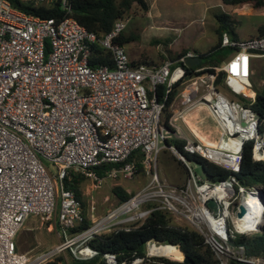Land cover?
Here are the masks:
<instances>
[{
  "label": "built area",
  "instance_id": "obj_1",
  "mask_svg": "<svg viewBox=\"0 0 264 264\" xmlns=\"http://www.w3.org/2000/svg\"><path fill=\"white\" fill-rule=\"evenodd\" d=\"M56 1L69 10L65 0H32L49 5ZM126 19H114L96 38L70 15L59 20L41 17L0 0V264H41L64 250L78 259L89 258L95 253L86 244L90 237L128 228L153 210L198 232L216 264H264V253H246L241 243L232 241L237 234L260 233L264 225V208L257 198L264 196V188L242 184L232 173L238 170L245 140H251L252 157L264 159V117L259 129L256 113L240 99H253L250 78L256 67L264 83V33L235 37L222 30L219 45L232 52L211 66L213 71L202 65L194 67L200 72L187 75L184 58L198 56L192 49L173 60L165 56L158 63L130 64L115 40ZM95 40L109 50L111 65L88 63ZM220 70L224 76L216 84ZM175 82L179 85L169 103L166 127L154 87L164 84L167 92ZM195 106L207 111L214 136L200 131L197 116L191 121L195 127L188 126ZM166 137L182 140L185 152L230 172L222 179H206L169 144L185 166V177L180 184L167 182L155 167ZM136 160L149 172L147 181L84 228L70 232L82 214L73 191L63 183L68 172H78L98 186L105 178L133 176ZM101 162L110 166L99 176L94 166ZM240 205L243 212L238 215ZM30 214L41 222L52 220L61 240L36 253L17 251L14 235ZM159 243L164 242L147 240L144 255L128 261L105 253L104 264L154 262L166 257L153 248Z\"/></svg>",
  "mask_w": 264,
  "mask_h": 264
},
{
  "label": "trees",
  "instance_id": "obj_2",
  "mask_svg": "<svg viewBox=\"0 0 264 264\" xmlns=\"http://www.w3.org/2000/svg\"><path fill=\"white\" fill-rule=\"evenodd\" d=\"M11 5L17 7L27 13H32L41 17H53L61 19L66 15L72 16L79 24L85 27L86 30L92 31L96 38L107 32L114 19L119 17H127L129 14H144L148 8L146 0H65L64 5L68 7V11L63 8L59 1L52 4H45L43 2L33 3L32 0H9ZM221 4L229 6H237L243 3H249L252 7L257 8L264 5V0H220ZM217 24L213 27L215 35V43L208 47L205 51H197L201 58L199 63L194 66L183 65L187 75L197 74L201 70H194V67L205 65L203 70L213 71L211 66L216 65L219 60L207 58L210 53L219 49L220 33L222 30L227 31L231 36L236 37L233 27V20L229 14L220 12L215 14ZM257 33L263 34L264 25H259L256 28ZM133 38L132 35H124L120 32L115 40L123 44L125 41ZM155 42H158L156 39ZM185 49L170 54L168 58L173 60ZM206 57V59L202 58ZM130 64H138L137 61L128 57ZM142 63L149 64V61L141 59ZM90 65L107 64L111 65L112 59L107 48L102 47L97 40L90 43V55L88 57ZM259 77L261 73H258ZM224 76L223 71H217L215 75V83L222 81ZM179 82L171 85L170 89L165 92L164 84L158 83L154 87L155 99L162 103L161 118L166 127H169L168 117L171 114L169 103L178 89ZM254 96L251 100H246L240 97L243 105L249 106L257 115L258 128H261V119L264 117V83L258 86L253 85ZM172 144L184 157L199 165L201 174L209 180H218L224 178L230 170L225 169L219 165L205 160L199 155L185 152L182 147V140L166 137L164 138V148ZM171 156L181 169L185 172V166L175 157ZM139 157V156H138ZM110 166L109 162H101L94 166L97 175L101 176L104 171ZM141 168L139 162L136 160V170ZM237 180L242 184H259L264 188V159H255L251 154V140L243 141L240 150V161L238 170L232 172ZM85 176L82 174L69 171L68 175L63 178V183L67 188H70L76 200L80 205L82 214L81 222L69 229L70 232L78 231L84 228L90 222L82 211L83 200L81 197L80 184ZM180 184V183H176ZM112 193L116 196L117 202L125 200L132 192L125 191L121 186L114 185L111 188ZM155 240L164 242L165 245H176L179 250L186 256L189 262L183 260L169 259L166 257H157L154 262L144 261L143 264H216V259L210 248L203 243L201 235L192 228L185 225L176 224L171 216L161 210H153L145 216L138 223L131 224L128 228H116L94 234L90 237L86 244L92 248L95 253L85 259H78L69 254L65 258V264H104L105 253H112L117 261L130 260L137 256L144 255V244L147 240ZM233 243H241L244 246L246 253L249 254H263L264 253V225L260 233L254 234H237L232 240ZM69 253V252H68ZM64 261L62 254H57L41 264H60ZM230 264H242L234 263Z\"/></svg>",
  "mask_w": 264,
  "mask_h": 264
},
{
  "label": "rangeland",
  "instance_id": "obj_3",
  "mask_svg": "<svg viewBox=\"0 0 264 264\" xmlns=\"http://www.w3.org/2000/svg\"><path fill=\"white\" fill-rule=\"evenodd\" d=\"M152 1L154 6L151 5V11L148 15H145V13L129 14L121 31L124 35H132L133 38L125 41L123 46L127 56L138 63H142L141 59L149 61L148 63H158L165 56H168L167 51L174 54L180 51L182 47H194L205 51L215 43L213 27L218 23L215 17L216 13L229 14L233 20L234 31L239 37L253 35L257 33V26L264 25V5L257 8L252 7L249 3L229 6L221 4L220 0ZM204 5H207V8ZM155 39L158 42H155ZM230 52H232V48L221 46L210 53L207 58L218 61ZM202 58L206 59V57ZM259 72L260 69L256 67L251 74L252 87L253 85H260ZM219 89L224 90L222 86H219ZM189 113V121H194L195 116L201 120V132L210 136L215 133L214 123L203 106H195ZM182 128L184 132L187 131L184 124H182ZM171 154L173 153L168 148H159L155 160L157 173L169 183H181L184 180L185 172L182 171L181 165L175 161ZM136 158L138 159V155ZM46 165L53 172V166L49 163H46ZM140 166L141 168L136 170L134 175L129 178L121 176L105 178L98 186H95L88 178L82 180L80 184L83 200L82 211L89 221L118 203L116 196L112 193V186L119 185L125 191L133 192L147 181L149 172L143 165L140 164ZM194 169L200 172L199 166L194 165ZM36 221L41 222L39 218L29 215L23 222L22 227L15 236L18 243L22 244L28 241L31 245H35L34 248L42 249L61 240L54 229L52 220L42 221L41 225L33 230L30 226ZM48 222L52 225L51 230L45 227ZM175 222L185 225L181 220H175ZM74 245L75 243H72L71 246ZM165 248L162 245V249ZM62 255L65 261L69 253L64 250ZM61 264H64V262Z\"/></svg>",
  "mask_w": 264,
  "mask_h": 264
},
{
  "label": "crops",
  "instance_id": "obj_4",
  "mask_svg": "<svg viewBox=\"0 0 264 264\" xmlns=\"http://www.w3.org/2000/svg\"><path fill=\"white\" fill-rule=\"evenodd\" d=\"M146 2H147V4H148V8H147V10L145 11V15H148V13L151 11L150 10V7H151V5L152 6H154V2L152 1V0H146ZM204 7L205 8H207V5H204ZM122 31V30H121ZM213 34H214V32H213ZM236 37H239L237 34H236ZM123 45V44H122ZM124 47V46H123ZM183 49H192V50H197V51H204L203 49L201 50V49H198V48H194V47H182L181 48V50H183ZM180 50V51H181ZM179 52V51H178ZM196 113V112H195ZM194 113V114H195ZM31 215V214H30ZM29 216V215H28ZM28 216L24 219V221L28 218ZM34 216V215H33ZM36 217V216H35ZM23 221V222H24ZM22 225H23V223L21 224V226L19 227V229L22 227ZM39 225H41V222H37L36 221V223H33V225L32 226H30L33 230L34 229H37L38 227H39ZM37 227V228H36ZM45 227H46V229H49V230H51V227H52V225H51V223H47L46 225H45ZM18 229V230H19ZM55 229V228H54ZM18 230H17V232H18ZM56 231V230H55ZM17 232L15 233V235H14V243H15V248H16V250L17 251H20V252H26V253H28V254H32V253H36V252H39V251H41V250H43V249H46V248H49V247H51V246H53L54 244H56V243H54L53 245L51 244V245H49L48 247H43L42 249H38V248H34L35 247V245H31L28 241H27V243H22V244H20V243H18L17 242V240H16V234H17ZM33 238H35V237H33Z\"/></svg>",
  "mask_w": 264,
  "mask_h": 264
},
{
  "label": "bare ground",
  "instance_id": "obj_5",
  "mask_svg": "<svg viewBox=\"0 0 264 264\" xmlns=\"http://www.w3.org/2000/svg\"><path fill=\"white\" fill-rule=\"evenodd\" d=\"M245 92H247V94H251V93L248 92L246 89H245ZM187 124H188V126H193L192 122L189 121V119H188ZM194 127H195V126H194ZM202 129H203V128H202ZM161 244H162L164 247L167 248L166 251L162 249V245H161ZM165 244H166V243H159V245L154 246L153 248H158V249L161 251V253H162L163 255L168 256V257H170V258H175V259H179V258H181V251L179 250V248H178L176 245H169V244L165 245Z\"/></svg>",
  "mask_w": 264,
  "mask_h": 264
},
{
  "label": "water",
  "instance_id": "obj_6",
  "mask_svg": "<svg viewBox=\"0 0 264 264\" xmlns=\"http://www.w3.org/2000/svg\"><path fill=\"white\" fill-rule=\"evenodd\" d=\"M199 61H200L199 56H189V57L184 58V63L186 65H189V66L196 65L197 63H199ZM257 198L259 200L260 209H263L264 208V196L259 195V196H257ZM209 202L211 203V200ZM242 212H243V207L240 205L237 214L240 215ZM181 260H183L185 262H189L188 258L186 256H184L182 252H181Z\"/></svg>",
  "mask_w": 264,
  "mask_h": 264
},
{
  "label": "flooded vegetation",
  "instance_id": "obj_7",
  "mask_svg": "<svg viewBox=\"0 0 264 264\" xmlns=\"http://www.w3.org/2000/svg\"><path fill=\"white\" fill-rule=\"evenodd\" d=\"M165 251L167 250V248L164 249Z\"/></svg>",
  "mask_w": 264,
  "mask_h": 264
}]
</instances>
